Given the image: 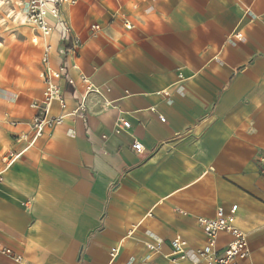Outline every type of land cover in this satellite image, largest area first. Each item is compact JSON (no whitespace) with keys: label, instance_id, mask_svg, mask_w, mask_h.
<instances>
[{"label":"crops","instance_id":"crops-1","mask_svg":"<svg viewBox=\"0 0 264 264\" xmlns=\"http://www.w3.org/2000/svg\"><path fill=\"white\" fill-rule=\"evenodd\" d=\"M23 10L0 33V241L22 259L0 264H169L177 235L188 263L197 218L232 205L251 250L240 264H264V0L63 3L69 56ZM62 60L49 115L65 116L28 145L41 74ZM81 74L99 89L86 121L69 115Z\"/></svg>","mask_w":264,"mask_h":264},{"label":"built area","instance_id":"built-area-1","mask_svg":"<svg viewBox=\"0 0 264 264\" xmlns=\"http://www.w3.org/2000/svg\"><path fill=\"white\" fill-rule=\"evenodd\" d=\"M63 3L74 4L75 0H25V21L35 25L42 34L46 35L53 29L57 28L61 35V44L58 47V52L61 55H72L77 53L80 45V40L77 36L71 35L69 27L63 24L60 7ZM50 17L54 21L50 20ZM130 27V24H126ZM94 28L97 25L93 26ZM47 56H44V60ZM67 70L66 60H62L55 69H47L42 72L41 76L45 83L43 98L41 101H33L30 106L35 110L32 117V132L28 137V145L32 144L39 137L45 126H53L61 124L64 114L49 115V110L54 101L59 102L64 106V97L60 86L56 80L63 77ZM80 79L84 83V89L80 96L76 99L75 108L69 115H77L86 121V101L91 95H98L99 89L92 80L81 74ZM71 86L74 85L72 78L66 79ZM164 121L163 117H160ZM124 126H128V122L122 120ZM133 149L137 153L144 151L142 144L134 140L132 143ZM18 153H9L4 156L7 164H10ZM237 205H232L228 213H225L222 207H217L216 213L212 217L200 216L197 218V223L201 227L204 236V244L194 251L195 258L191 262L183 263V260L188 257L185 249L186 241L181 236H175L170 242L171 253L165 257L169 264H240L242 261L249 259L251 250L248 246L246 234L235 225L234 213ZM225 232L230 235V239L226 244L219 248L217 247V239L220 233ZM5 256L13 262L22 259V255L0 241V257ZM24 264H32L25 262ZM250 264V263H246Z\"/></svg>","mask_w":264,"mask_h":264},{"label":"rangeland","instance_id":"rangeland-1","mask_svg":"<svg viewBox=\"0 0 264 264\" xmlns=\"http://www.w3.org/2000/svg\"><path fill=\"white\" fill-rule=\"evenodd\" d=\"M23 2L24 0H13L12 2H6V0H3V4L2 6H0V33H1V30L3 29L2 27L6 26L4 25L5 21H8L9 19L8 14L11 13V15H13L15 13L18 14V13L24 12ZM0 5H1V2H0ZM14 9L15 11H13ZM22 16L25 19V13H23Z\"/></svg>","mask_w":264,"mask_h":264},{"label":"bare ground","instance_id":"bare-ground-1","mask_svg":"<svg viewBox=\"0 0 264 264\" xmlns=\"http://www.w3.org/2000/svg\"><path fill=\"white\" fill-rule=\"evenodd\" d=\"M20 19H21V21H24V20H25L23 16H21V18H20Z\"/></svg>","mask_w":264,"mask_h":264}]
</instances>
